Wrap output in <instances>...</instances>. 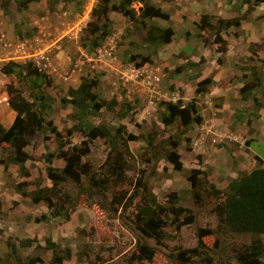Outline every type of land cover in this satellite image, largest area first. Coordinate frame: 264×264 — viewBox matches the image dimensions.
Wrapping results in <instances>:
<instances>
[{"label":"rangeland","instance_id":"obj_1","mask_svg":"<svg viewBox=\"0 0 264 264\" xmlns=\"http://www.w3.org/2000/svg\"><path fill=\"white\" fill-rule=\"evenodd\" d=\"M150 1L163 6L165 11L170 9L174 18L171 16L169 20L146 19L144 25L148 28L152 25L173 27L177 35L174 44L157 47L153 44L150 46L143 40L147 28L143 26V21L139 17V8L142 3L134 0L132 7L137 11V22L131 21L122 13H112L114 18L108 26L110 34L101 43L103 46L114 37L115 48L110 51L112 54L108 55V50L97 51L100 47L95 48L90 43L91 36L87 26L89 22L95 20V17L92 13L88 20L84 19L93 0H63L62 3H55L52 0L39 6L37 12L41 16L49 17L46 23V29L50 32L49 40L65 42L66 48L72 50L73 56L75 53L72 63L77 60L83 61L81 70L77 66L74 67V64L67 68L73 73V82L58 83V79L44 72L41 74L47 75L46 77L42 78L41 74L38 75L41 77L35 76L36 67L30 59L24 61L16 57L9 61L0 60V107L1 103L7 105L6 101L9 99L7 85L10 83L24 87L25 94L29 98L35 89L34 84L35 90L43 91L47 97H50L48 93L53 91L55 96L51 101L52 107L48 118L57 117L56 122L64 133L77 120L70 115L73 110L67 111V108L73 109V107L65 105L61 99L67 97L71 86L81 83L82 77L98 78L101 97L108 101L115 98L120 101L115 110L103 108L92 115L90 121L96 125H106L114 130L124 127V130L121 131V138L112 146L108 145L103 138H97L91 144L90 154L85 156L83 161L97 170L98 177H103L109 173L108 163L115 158L116 150H119L126 153L128 166L127 182L112 185L111 190L107 192L109 201L107 206H103L102 196H94L92 200L87 198V194H83L79 205L71 211L70 220H65L64 217L53 218L44 204H33L29 197H24L28 205L34 207L28 210L23 204L18 205V201L13 196L14 192H17L15 186L18 182L24 180L32 182L45 172V153L52 152L47 142L55 144V152L52 153L58 152L54 136L49 139L50 141L45 140L42 135L34 137L30 145L26 147L30 149L33 156V160L27 163L32 171L31 177L24 178L20 175L17 178L11 171V165L6 170L4 165L0 164L4 175L0 180V193L2 192L3 199H6L3 202L0 198V264H30L32 259L37 258L39 260L34 264H52L54 254L47 244L48 238L58 245V253L65 257L62 264H177L176 255L182 249L197 245V231L200 228H211L214 231L212 235L205 236L203 241L211 248H214L216 241L219 242L220 247L210 252L216 254L217 260L214 264H219L220 259L234 261L235 252L243 244H248L258 237L251 233L231 231L221 223L216 207L225 199L229 184L233 180L241 174L250 173L258 166H264V120L257 114L263 102H253L254 113L252 114H248L246 108L238 107L235 113H240L236 118L230 117L232 119L230 123L229 118L219 117V112L214 108L221 105L220 101L215 100L213 104H209L205 100H200L205 101L201 103L197 99L198 110L203 120L201 123L192 124L184 137L180 138L183 140L180 145L183 169L175 170L173 164L166 159V152L171 149L169 140H177L183 131V123L177 119L174 124L165 125L160 116L164 107L160 104L163 101L177 102L183 97L190 100L203 95L197 93L196 88L201 79L205 59L202 56L197 63L192 59L199 57L197 53L200 52L197 49H200L201 42L206 48L215 42L211 29L202 30L190 25L189 31L185 32L178 20V17L184 18L181 16L183 13L186 15L194 10L199 11L198 16L201 19L199 7L203 4L202 0L199 1L200 4L197 0ZM226 1L218 0L217 6L214 7H221L222 12L233 9L236 13L235 17L241 19L252 20L254 16L256 24L264 22V2L233 0L235 4L230 7ZM99 2L100 0H97L95 6ZM177 13L179 16H176ZM219 17L212 16V23L216 24ZM81 24L84 26L79 29ZM233 28L240 29V27ZM263 35L259 33L256 35L259 42L257 45L253 44V49H264ZM186 39L197 48L195 51L180 49V43L185 44ZM12 43L14 44L13 38L9 40L7 47L3 44L0 47L10 48L13 47ZM80 47L90 50L93 55L97 53L98 59L104 60L108 57L109 61L98 60L96 63L83 54ZM108 49H110L109 46ZM205 52L215 55L214 49H206ZM145 57L149 58V62H143ZM10 61L22 65V75L28 71L34 73L30 76L26 75V78L24 75L22 79L17 74L6 75L1 71V67ZM258 61L262 62V59ZM107 62L108 65L104 66ZM255 66L258 71L263 70L262 64ZM73 67L76 71H73ZM251 67L247 69L252 72ZM245 70L244 67L241 72L245 73ZM153 75H159L161 80L152 84L144 82L146 78ZM250 76L246 82L251 80L253 74ZM34 80L38 82L35 83ZM180 82L184 89L178 86ZM46 84L51 87L48 88ZM126 101L131 103L133 110L129 116L123 117L119 107ZM1 108L5 115L6 111L3 107ZM244 121L245 123H242ZM84 139L86 138L79 132L72 137L73 143H80ZM148 140H151V144ZM42 144L45 152L39 156L37 149ZM127 147L130 153L127 152ZM260 156L261 159L258 160ZM53 164L63 167L65 161L57 155L53 159ZM193 169H200L205 173L200 174L202 183L195 188L189 180ZM48 183L49 181L45 179L44 184ZM144 184L146 188L143 187ZM33 188L34 185L29 186V189ZM4 190H10L12 196L6 197ZM119 190L125 194V204L122 206L110 204L113 194ZM174 192L179 199L178 205L189 208L194 213L193 223H185L186 213L175 216L170 212V207L174 204L170 195ZM152 196L168 207L166 213H160L165 233L161 239L156 236H144L139 229L142 225V220H139L141 208L152 203ZM4 211H11L14 217L7 218L9 213L5 215ZM42 215H47V218H43ZM38 218L41 219L38 220ZM4 220L9 222L7 226ZM260 237L264 242V234ZM27 239H35V241L25 245L24 241ZM144 243L155 249L152 260L141 257L139 244ZM13 245H15L14 249ZM67 249L72 252L70 257H67ZM196 261L198 264L202 259Z\"/></svg>","mask_w":264,"mask_h":264},{"label":"trees","instance_id":"obj_2","mask_svg":"<svg viewBox=\"0 0 264 264\" xmlns=\"http://www.w3.org/2000/svg\"><path fill=\"white\" fill-rule=\"evenodd\" d=\"M58 1V0H56ZM134 0H100L99 4L93 9L95 20L88 23L87 30L89 32L90 43L95 48L101 46L102 40L110 34L108 26L111 22V14L113 12L122 13L131 21L137 22L138 15L132 3ZM142 6L139 8V17L143 21V26L147 28V32L143 35V40L150 46L153 44L161 46L169 44L173 41L175 30L172 27L164 28L159 25L147 27L146 19L160 18L169 20L171 15L165 11L160 5L151 2L150 0H139ZM264 2V0H257ZM19 6H25V2ZM212 16L203 14L197 22V26L202 30L211 29L213 31V41L219 45L218 52L224 54L228 50L227 41L223 38L222 32L227 31L232 27L238 28L241 26V18H222L217 19V23L213 24ZM132 32V31H130ZM221 63V60H218ZM143 62H149V58L145 57ZM20 68V70H19ZM25 68V66H24ZM29 68V67H28ZM1 71L6 75L17 74L21 79L31 75L34 72L23 74L22 65L14 61L5 63L1 67ZM37 77L42 72L37 71ZM252 78L245 82L241 88V92L245 94L262 84V71L252 67ZM46 77L47 75L41 74ZM248 77V75H247ZM36 78V77H35ZM35 83L38 81L34 80ZM49 84L48 81H45ZM215 84L212 77H206L198 83L196 92L199 94L205 93L210 86ZM33 87L36 89V85ZM100 80L92 77H82L81 83L77 86H71L68 90V95L62 98L61 101L65 105L73 107L72 115L77 122L67 128L66 133L55 124L53 119L48 118L49 110L51 109V97H47L43 91L33 89L31 97L25 94L24 87L10 83L7 85L9 95V105L16 112V118L13 124L6 128L0 122V164L4 165L7 170L11 164L19 166V174L24 177H31L32 171L27 163L33 160V156L26 150L32 139L37 135H42L45 140L55 138L58 145V152L45 153V172L34 181L27 180L18 182L15 186L16 191L23 197H29L33 204H44L53 218L64 217L65 220H70L71 211L76 208L82 200V195L87 194V198L93 200L94 196L103 197V206H107L109 192L114 184L126 183L128 169L125 152L116 150L117 153L112 161H109V173L103 177H98L97 170L88 162H84L83 158L90 154L91 144L97 138H103L108 145H113L121 138V131L124 127L117 130L111 129L106 125H96L90 121V117L103 108L110 111L118 107L119 100L112 99L110 101L103 99L99 92ZM164 107L161 113V120L165 125L174 124L177 119L183 123V131L178 136L177 140L170 139L171 149L166 152V159L173 164L175 170L183 169L182 155L180 153V145L188 128L194 123H201L203 118L198 110L197 99L192 98L188 101L179 99L174 101H163L160 104ZM120 112L123 117L129 116L133 108L130 102L121 103ZM79 132L86 139L80 143H73V135ZM151 144V140H148ZM130 153L129 148H126ZM59 155L65 161L63 167H57L53 164L55 156ZM261 157H258L260 160ZM200 174H205L200 169H193L189 180L193 188L200 185ZM114 176H116L114 178ZM45 179L49 181L44 184ZM30 185H34L33 189H29ZM146 188V185H143ZM86 195V196H87ZM171 199L174 204L170 207V212L175 216H180L186 213L185 223L191 224L194 222V213L189 209L179 204L177 193H171ZM151 204L142 206L140 211V231L144 236H156L161 239L165 236L161 212L166 213L168 207L159 203L155 196L151 197ZM125 194L123 191H117L113 194L112 205H124ZM217 215L222 224L235 233H251L258 235L250 243L243 244L234 254L233 260L218 261L219 264H264V242L261 235L264 234V166L254 168L250 173L241 174L229 184L226 197L219 202L216 207ZM166 215V214H165ZM47 218V215H42ZM41 218H38V220ZM214 231L211 228H200L197 231L198 243L195 247L182 249L176 255L177 264H197L198 259H202L198 264H214L216 262V254L210 252L215 248H219V242L216 241L214 248L209 247L203 238L212 235ZM35 239H27L25 245H30ZM49 249L53 251L52 264H62L65 257L58 253V245L47 239ZM15 248V245L12 246ZM139 252L141 257L146 260H152L155 255V249L146 243L139 244ZM67 257H70L72 252L66 250ZM39 259H32L30 264H34Z\"/></svg>","mask_w":264,"mask_h":264},{"label":"crops","instance_id":"obj_3","mask_svg":"<svg viewBox=\"0 0 264 264\" xmlns=\"http://www.w3.org/2000/svg\"><path fill=\"white\" fill-rule=\"evenodd\" d=\"M51 1L52 0L0 1L1 4L0 5V45L2 47V42L9 43V40L11 38H13L14 41V44L12 43L13 47L6 49H3L4 47L3 48L0 47V60L9 61L11 58L18 57L19 59L26 61L27 58L36 55L40 51L50 48V50L55 55L56 60L61 65L62 72L66 75V77H68V79H64L58 76H54L55 79H58L57 80L58 83L69 84L73 82L72 79L73 73L70 72V69L67 70V68L72 67L71 64H74V67L77 66L79 70H81L82 69L81 64L83 63V61L77 60L74 63H72L75 58V53L73 56L72 50L66 48L65 42L62 41L61 43L59 42V40H53V41L49 40L50 32L47 31L46 29L47 27L46 23L49 21V17L45 15L41 16L40 13L37 12V9L39 8V6H42L43 3L45 2L49 3ZM62 1L63 0H58V1L54 0L55 3H62ZM197 1H198L197 3H199L200 0ZM23 2H25V6H19L20 4L22 5ZM202 2L203 4L200 5L199 7L200 8L199 10L201 11L200 14L202 15L203 14H209L210 16L218 15L222 18H234L236 15V13L233 12V9L232 11L228 9L222 12L221 7L219 6L214 7L217 6L216 4L218 0H202ZM226 2L229 4L230 7L232 4L233 5L235 4L233 0H227ZM161 7L164 8L163 6ZM167 12H169L170 15L172 16V12L170 11V9H167ZM198 12L194 10L186 15L184 13L182 14L181 12H179L180 14H182L181 16H184V18L178 17V20L181 23L182 29H185V32L189 31L190 25H194V27L197 26V22L200 20L199 19L200 16H198L199 15ZM259 12L260 10L258 11V13ZM176 16H179L178 13L176 14ZM110 18L111 19L114 18L112 14ZM172 18H174V16H172ZM256 23H257L256 18H254L253 16L252 20L242 19L240 29H234L232 27L227 31H223L222 36L227 41V45H228V50L224 54L218 52L219 45L216 43H213L211 46H209V48H206L204 47V43L201 42L200 49L195 48L192 42L187 39L185 44L180 43V49H183L184 51L192 50L193 52L195 51V49H197L200 52L199 54L197 53V55H199L197 59H192L193 62L197 63L199 58L202 56L205 59V62L202 65V67L204 68L202 70V74L200 76L201 79H199V82L206 77H212L215 81V84L210 86L209 89L205 93H203V95L196 97V99H199V101L205 100L209 104H213L215 100L220 101L221 105L219 104L218 107L214 106V108L217 110V112H219V117L223 116L224 118H229L230 123H232L231 118L233 117L236 118L238 113H240V112L235 113V110L238 107H244V109L246 108L248 114L254 113L253 102L255 101L259 103L263 102L257 114L260 119L264 120V49L252 48L253 44L257 45L259 42L258 41L259 38H257L256 35L258 33L260 35L264 34V22L262 24H256ZM176 36L177 35L175 32L173 41L169 44L171 45L174 44L176 40ZM113 41H114V37L110 38V42L109 43L105 42V44L103 46H100V48L106 47L107 48L106 50L111 51L112 49L115 48ZM108 46L110 49H108ZM206 49H210V50L214 49L215 55L213 56V54L206 53L205 52ZM98 50H103V49H97V51ZM81 51L83 54L89 57L90 60H94V62L96 63L98 62V60H103L101 58L98 59L97 53L93 55V53L90 52V50L87 51L84 48H81ZM251 57H253V59ZM259 57L262 59V62L258 61L260 59ZM219 59L221 60V63H219L218 61ZM103 61H109V58L107 57ZM260 64L263 65L262 84L256 86V88H253V90L243 94L241 92V88L244 86L246 80L249 79L251 77L250 75L252 74L251 70L247 68ZM107 65L108 62L104 66ZM74 67H73V71H76ZM244 67L246 68L245 73L241 72V69H243ZM145 80L144 82H146ZM78 84L79 82L77 83V85ZM77 85H75L74 87H77ZM178 86L184 89V86L181 84V82L178 83ZM47 87L49 88L51 87V85H47ZM48 94H50L49 96L51 98L55 96L54 95L55 93L53 91H50V93ZM183 99L185 101L188 100L187 97H183ZM200 102L203 103L202 101ZM197 103L199 102L197 101ZM6 104L7 105L1 103V107L4 108L6 114L4 115V113L2 112V108L0 107V122L6 128H9L13 124L16 118V112L10 107L8 100L6 101ZM72 110L73 109L71 108H67L68 112H71ZM201 113L203 114L202 110ZM51 118L54 120L55 124L59 127V129H61L59 124L56 122L58 118L53 116ZM242 123H245V121ZM47 144L50 147V150L52 152H55V144L50 142H47ZM43 146L44 145L42 144L41 147L37 149V154L39 156L43 155V153L45 152ZM26 150L30 153L29 148H26ZM33 152L34 151H32V153ZM14 165L15 164H11V171L13 172V174H15L17 178H19L20 176L18 171L19 166L18 165L14 166ZM2 171H3V167L0 166V180L2 179V176L4 177ZM4 192L6 193V197L12 196V192L10 190H6V191L4 190ZM13 196L14 199L18 201V205L23 204V206L28 210L34 208V207H30L28 205L29 203L25 201L26 199L18 192H14ZM0 198L3 202L6 201V199H3L4 195L2 192L0 193ZM4 213L5 215L9 213V216H7V218L14 217V213H12L11 211L10 212L4 211ZM3 222L6 226L9 224V222L6 220H4Z\"/></svg>","mask_w":264,"mask_h":264},{"label":"built area","instance_id":"obj_4","mask_svg":"<svg viewBox=\"0 0 264 264\" xmlns=\"http://www.w3.org/2000/svg\"><path fill=\"white\" fill-rule=\"evenodd\" d=\"M95 2H97V0H93L92 4L90 6V10L85 15L84 20H88L90 18V16L92 15L93 9L95 7ZM82 26H84V25L81 24L79 29H81ZM2 44L5 47H7L9 43L2 42ZM100 49H107V48L104 47V48H100ZM107 53H108V55L112 54V52H110V51H108ZM103 55H105V54H103ZM27 59L32 60L34 66L40 72H44V73H47V74L52 75V76H58L60 78L68 79V77H66V75L62 72L61 65L56 60L55 55L50 50V48L43 50V51H40L36 55H34L30 58H27ZM160 80H161V77L159 75H153V76H149L145 81L152 84L154 82H159Z\"/></svg>","mask_w":264,"mask_h":264}]
</instances>
